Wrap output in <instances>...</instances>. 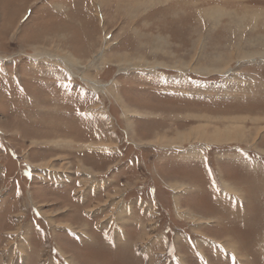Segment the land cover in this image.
Returning <instances> with one entry per match:
<instances>
[{"label":"rangeland","instance_id":"1","mask_svg":"<svg viewBox=\"0 0 264 264\" xmlns=\"http://www.w3.org/2000/svg\"><path fill=\"white\" fill-rule=\"evenodd\" d=\"M1 259L264 264V0H0Z\"/></svg>","mask_w":264,"mask_h":264},{"label":"bare ground","instance_id":"2","mask_svg":"<svg viewBox=\"0 0 264 264\" xmlns=\"http://www.w3.org/2000/svg\"><path fill=\"white\" fill-rule=\"evenodd\" d=\"M258 55V54H257ZM255 58V57H254ZM94 84V83H93ZM97 85V84H96ZM92 88V87H91ZM106 88V87H105ZM237 135H239V134H237ZM207 136V135H206ZM219 137V134L218 135H213L211 138L210 137H208L210 140H208V141H210V142H212V143H215V144H217L219 141V139L217 140V141H211V140H214V139H217ZM208 138H206V139H208ZM223 140H224V138H223Z\"/></svg>","mask_w":264,"mask_h":264},{"label":"flooded vegetation","instance_id":"3","mask_svg":"<svg viewBox=\"0 0 264 264\" xmlns=\"http://www.w3.org/2000/svg\"><path fill=\"white\" fill-rule=\"evenodd\" d=\"M8 250H11V251H12V249H8ZM11 251H9V252H10V254H11ZM2 261H3V259H1V264H2Z\"/></svg>","mask_w":264,"mask_h":264}]
</instances>
